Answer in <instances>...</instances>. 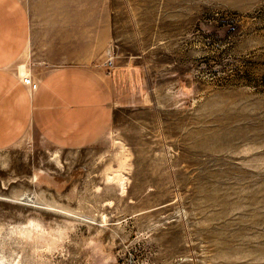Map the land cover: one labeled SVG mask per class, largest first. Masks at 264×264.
<instances>
[{"label":"rangeland","instance_id":"rangeland-1","mask_svg":"<svg viewBox=\"0 0 264 264\" xmlns=\"http://www.w3.org/2000/svg\"><path fill=\"white\" fill-rule=\"evenodd\" d=\"M25 2L16 71L104 42L90 65L113 52L120 105L88 146L30 130L0 150V224L67 229L46 264H264V0ZM33 247L0 231L6 259L36 264Z\"/></svg>","mask_w":264,"mask_h":264},{"label":"crops","instance_id":"crops-1","mask_svg":"<svg viewBox=\"0 0 264 264\" xmlns=\"http://www.w3.org/2000/svg\"><path fill=\"white\" fill-rule=\"evenodd\" d=\"M32 36L25 0H0V150L30 130L62 149L96 142L120 105L112 73L90 65L104 51V42L95 48L88 43L72 46L69 60L25 83L27 76L14 64L29 49Z\"/></svg>","mask_w":264,"mask_h":264},{"label":"bare ground","instance_id":"bare-ground-1","mask_svg":"<svg viewBox=\"0 0 264 264\" xmlns=\"http://www.w3.org/2000/svg\"><path fill=\"white\" fill-rule=\"evenodd\" d=\"M27 78H29V76H27ZM55 158L58 162L59 159L57 158V156H55ZM119 162L121 161L119 160ZM121 163H123V161ZM115 171V175L110 178L117 179L119 185L122 186L121 189L124 191V176H122L123 174H121L122 172L120 173V170L117 169ZM1 230H4L5 234L16 235L18 237L19 243L32 241L34 243L33 257L35 259L36 264L48 263V261L54 255V252L56 250H60V247L63 246L62 242L66 239L68 235L67 229H60L58 232L52 231L51 229H48L46 227L44 228L39 221L32 218H30L29 221L20 224H0V231ZM18 263V260L15 261V258L10 260L9 258L6 259L5 255H0V264Z\"/></svg>","mask_w":264,"mask_h":264},{"label":"built area","instance_id":"built-area-1","mask_svg":"<svg viewBox=\"0 0 264 264\" xmlns=\"http://www.w3.org/2000/svg\"><path fill=\"white\" fill-rule=\"evenodd\" d=\"M103 65H105L107 70H109V71L114 68V66H115L114 65V54L111 50L107 49V54H106V57L103 61ZM29 81H30V79L27 77L24 79L25 83L29 82Z\"/></svg>","mask_w":264,"mask_h":264}]
</instances>
